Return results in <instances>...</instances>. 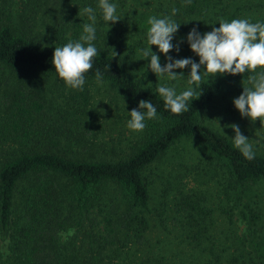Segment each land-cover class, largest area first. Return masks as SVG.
I'll list each match as a JSON object with an SVG mask.
<instances>
[{
    "label": "trees",
    "instance_id": "trees-1",
    "mask_svg": "<svg viewBox=\"0 0 264 264\" xmlns=\"http://www.w3.org/2000/svg\"><path fill=\"white\" fill-rule=\"evenodd\" d=\"M0 3V70L58 75L51 63L54 48L79 40L88 22L65 0H47L51 19L42 35L43 46L21 25L32 26L37 11L22 5L15 17L19 26L14 27L10 7L14 1ZM197 7V0L187 4L189 12ZM137 16H133V30L142 42L152 15ZM95 28L93 43L101 54L93 58L85 79H96L99 70L103 80L120 92L129 110L138 108L141 99L150 100L157 118L146 119L145 129L121 146L117 158H88L82 151L88 152L96 139L92 126H82L78 119L65 124L58 122L61 118L54 121L39 98L37 81L23 77L0 80L7 87L0 95V264H111L112 253L127 258L132 246L140 250L147 239L149 222L144 211L151 199L144 172L182 140L195 142L208 154L209 170L228 200L247 196L243 211L246 232L237 236L236 249L242 248L246 264H264V210L260 194L248 192L251 185L264 181V154L255 151L253 160L246 159L231 138L203 119L227 93V114L219 113L217 118L224 123L241 122L264 134V124L241 117L232 102L243 91L239 80L246 75L204 76L199 86L192 85L196 96L202 95L189 101L188 111L177 115L164 107L154 88L144 84V76L137 75L130 56L122 55V42L110 52L101 41L102 30L96 24ZM171 56L199 62L198 55L190 56L186 46L178 53L174 49ZM175 71H183L180 79L188 82L190 67ZM78 95L88 103L84 89ZM122 142V138H112L113 149ZM105 145L100 142L97 146ZM108 184L119 188L120 198L105 197ZM206 193L199 187L183 188L174 194L175 205L188 222L186 237L190 243L208 250L210 261L221 264L222 249L210 231L212 216ZM121 260L126 264V259ZM239 260L235 255L232 258L233 263ZM127 263L133 264L132 260Z\"/></svg>",
    "mask_w": 264,
    "mask_h": 264
},
{
    "label": "rangeland",
    "instance_id": "rangeland-1",
    "mask_svg": "<svg viewBox=\"0 0 264 264\" xmlns=\"http://www.w3.org/2000/svg\"><path fill=\"white\" fill-rule=\"evenodd\" d=\"M13 1L14 5L10 7L14 13V27L19 26V20L16 22L15 17L21 13L22 5L27 4L29 8L37 11L38 15L32 22V26H26L22 23L21 25L28 36L44 46L46 43L42 35L47 31L51 19L47 0ZM65 1L70 8L77 10L85 6H91L94 9L96 25L102 30L103 38L101 41L110 52H113L118 42H122L124 46L122 55L130 56L129 60L131 64H134L131 66L134 67L138 76H144L145 85L156 90L157 84H168L175 86L178 93L189 86L186 80L179 77L176 81H170L165 77H156L151 69L147 68L150 63L149 60L141 59V50L148 47L147 39L144 37L141 42L134 32L133 16L138 17L137 15L146 14L160 18L164 15H171L173 7L178 8L179 12L172 18L181 25L174 35L172 43L175 45L182 41L179 43V47L184 48L186 46L190 56H197L190 49L186 39L187 33L194 26L203 34L211 31L212 27H219L221 19L230 21L236 18H247L252 23L264 22V0H197L198 7L195 12L187 10V4L184 3V0H110V2L118 5L117 15L121 17V20L115 23L104 21L102 11L98 7L99 0ZM81 17L90 23L87 15ZM151 48L160 56V63L163 66L166 63L165 54L160 53L159 50L156 51L158 47L155 45H152ZM173 53L174 49L168 55ZM0 74V80L10 77L13 81H18L19 78L23 77L37 81V86L40 87L39 98L44 101L49 116L54 118V121L55 118H61L58 119V122L65 124L72 119L75 121L78 119L82 126L86 124L92 126L96 139H93V146H90L88 152L82 151L88 158L94 155L95 158L115 159L121 152V146H124L128 141L132 142L137 137L136 134L139 133L127 127L131 109L129 110L120 92L111 88L106 81L103 86H100L96 79H86L83 87L88 101L86 103L78 95L79 90L67 86L58 75L27 74L23 70L10 68L1 69ZM245 75L247 76L248 73ZM239 83L242 84L240 80ZM6 89L5 83L0 84V95ZM225 95L228 99V94ZM226 99L219 98L218 102L203 116L204 122L221 134L220 128L222 127L229 138L233 137L235 133L227 125L238 124L241 133L248 136L250 142L254 144V151L264 154V134L260 130L252 129L249 125L243 126L241 122L224 123L217 118L219 113L224 114V116L227 114L224 110ZM63 110L64 112H62ZM114 137L123 139L121 145H116L115 149H113L112 144ZM100 142H104L106 145L97 146ZM144 173L150 182L151 194L148 209L144 211L149 222L146 243L139 247L140 250H136L132 246L127 258L125 254L117 257L112 253L111 260L107 257L111 264H123L121 260L123 258L126 259V264H128L127 260H132L133 264H215L210 261L211 255L208 250H202L201 247L195 246L186 237L188 222L186 218H182L176 207L174 194H178L180 190L188 187H199L207 191V204L212 216L210 231L222 249L219 250V253L222 254L221 264H246L242 255V248L236 249V245L238 244L237 236H241L247 227L246 219L243 216V211L246 210L247 196H243L242 199L234 196L232 200H228L223 195L220 191L221 187L209 170L208 154L198 144L190 140L175 143L164 156L151 164ZM104 188L105 197L120 198L121 193L116 185L108 184ZM248 192L250 195L260 194V203L264 210V181L251 185ZM234 255L240 258L239 263H233Z\"/></svg>",
    "mask_w": 264,
    "mask_h": 264
},
{
    "label": "clouds",
    "instance_id": "clouds-1",
    "mask_svg": "<svg viewBox=\"0 0 264 264\" xmlns=\"http://www.w3.org/2000/svg\"><path fill=\"white\" fill-rule=\"evenodd\" d=\"M190 4L191 0H184ZM98 7L102 11L103 19L106 22H118L121 17L117 15L118 5L110 0H99ZM179 12L178 8L173 7L171 15H164L160 18L150 16L147 31V45L141 50L142 58L149 60L147 68L156 77H165L167 80L176 81L185 75L183 71L177 72L176 69L190 67L188 87L176 91L175 86L168 84H157L156 92L163 98L164 107L174 114H182L188 111L189 101L198 99L193 84L199 86L204 76H214L230 74H241L242 77L248 73L246 78L241 80L243 91L233 99L234 107L239 111L241 117H247L255 122L259 119L264 124V22H250L247 18H236L230 21L221 19L219 27H212L211 31L201 34L197 27H193L187 33V43L192 52L199 57L197 63L191 57L174 59L168 53L175 49L180 51L179 43L173 44L174 35L179 30L181 23H177L172 17ZM79 17L87 15L90 23L83 25V33L79 40H69L61 47H55L51 63L65 84L73 89L83 91L86 83L85 74L93 67V58L100 55V50L93 41L96 39V15L91 6H85L77 12ZM187 23V22H185ZM152 45L158 47L160 53L165 54L166 63L162 66L160 56L151 48ZM116 56V55H114ZM203 69V74L201 70ZM257 69H262L257 71ZM96 82L103 86L102 73L96 71ZM107 103V101H105ZM127 127L135 132L145 129V120L157 118V109L150 100L141 99L138 108H133ZM235 135L232 138L233 145L248 160L255 158L254 144L250 138L241 133L238 124L227 125ZM222 134L228 136L223 128ZM259 143V141H256Z\"/></svg>",
    "mask_w": 264,
    "mask_h": 264
}]
</instances>
